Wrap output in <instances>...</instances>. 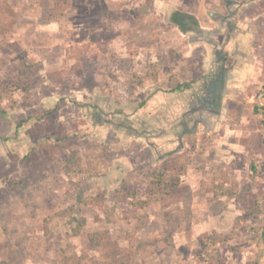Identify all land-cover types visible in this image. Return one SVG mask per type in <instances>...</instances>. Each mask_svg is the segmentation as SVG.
Listing matches in <instances>:
<instances>
[{"label":"rangeland","instance_id":"obj_1","mask_svg":"<svg viewBox=\"0 0 264 264\" xmlns=\"http://www.w3.org/2000/svg\"><path fill=\"white\" fill-rule=\"evenodd\" d=\"M229 1L3 0L0 79L17 75L28 94L0 98V264L72 253L106 264L88 249L95 231L130 249L125 264H264V111L252 109L264 83L237 84L225 106L226 77L215 76L212 101L194 83L232 52ZM243 4L238 25L255 35L233 40L248 53L264 46V0ZM174 10L192 15V31L176 28ZM33 112L49 114L16 126ZM87 152L94 172L68 174ZM180 153L179 199L166 204L148 189ZM98 193L102 206L82 201Z\"/></svg>","mask_w":264,"mask_h":264},{"label":"trees","instance_id":"obj_2","mask_svg":"<svg viewBox=\"0 0 264 264\" xmlns=\"http://www.w3.org/2000/svg\"><path fill=\"white\" fill-rule=\"evenodd\" d=\"M248 0H236L237 3L243 4ZM170 21L178 26L182 32H190L193 30L194 26L197 25V21L189 13L182 12L180 10H174L170 14ZM11 22V17L9 14V9L6 8L3 0H0V28L8 26ZM15 81H6L0 79V98L1 94L4 92L13 93L17 88H22L28 94V85L21 84L17 80V75H14ZM188 87V84H186ZM143 103V101H142ZM49 112H33L29 113L26 117L18 120L16 126L20 127L22 124H31L34 122H39L41 119L46 117ZM15 134L11 137H14ZM10 137V136H9ZM6 139H10L6 137ZM38 141V142H37ZM32 144L30 151L38 146L39 140ZM36 146V147H35ZM31 151V152H32ZM187 163V156L184 153L177 154L166 161L163 166V171L155 173L151 179V187H149V193L159 194L162 202H175L179 199V190L171 191L179 184V178L185 173ZM69 166L68 174L76 173L80 175H86L93 173L95 170L94 158L92 153L87 152L85 155V162H72L67 163ZM172 179V183L168 184V181ZM155 185V187H152ZM134 194V193H130ZM82 201L87 205L102 206L103 196L98 193L95 197H84ZM256 203V202H255ZM254 204H250L253 207ZM145 205V201L141 202ZM251 207V208H253ZM250 208V209H251ZM250 209L247 211L248 214L251 213ZM83 224L80 221L78 227L75 229V235L78 234L79 225ZM261 235L264 237V231ZM87 246L93 253L98 254L99 257L106 264H125L126 262V252L130 249L121 247L116 240H112L111 236L104 231L89 232L87 235ZM87 256L86 253L78 255L77 253H72L68 256H63L61 258L62 264H81L83 258ZM248 264H258L256 259L251 260Z\"/></svg>","mask_w":264,"mask_h":264},{"label":"crops","instance_id":"obj_3","mask_svg":"<svg viewBox=\"0 0 264 264\" xmlns=\"http://www.w3.org/2000/svg\"><path fill=\"white\" fill-rule=\"evenodd\" d=\"M230 4L229 6V14L228 17L229 18V23L227 22L228 27H230V29L234 30L235 32L230 36H227V39H231V41L233 42V46H232V52H229L228 50L223 51V54L219 55V58L216 60V64H218L219 68L222 69H218L216 70L217 72L214 71V69H211V71H207L206 69L204 70V76H200L199 78H197L194 83H196L197 85H203L206 90H207V95H213L214 93V87L216 85V80H215V76H224L226 77L225 80V85H224V103L222 104V106H225L226 101L228 99L227 97V92L230 91L231 88L234 89H239V87H237V84L239 83H246V82H250L253 86L254 84H256L257 89L260 88L262 89L263 87V83H264V46L262 44H256L253 45V47L250 48V51L247 53L245 52H241L240 51V41L239 40H233L236 39L237 34H249V35H255L254 32H251V30H246L243 29L241 27H239L238 24L239 23V19H241V14H242V6H246L245 4H240L237 3L235 0H230L228 2ZM231 8V9H230ZM197 17L199 18L198 14ZM197 18V19H198ZM230 19L232 21H230ZM224 21V20H223ZM249 23H251V20L248 21ZM174 24V23H173ZM176 25V24H174ZM177 26V25H176ZM178 28V26L176 27ZM179 29V28H178ZM200 29L203 30L204 28L202 27V25L200 26ZM180 32H182L179 29ZM184 33V32H182ZM234 42H238L239 44L235 45ZM218 51V50H217ZM235 55H241L245 58H247L248 60L252 61V65H254V67L250 68V69H241L239 68L235 63H234V59L236 58ZM263 73V74H262ZM249 80V81H248ZM261 99L262 101L260 102V104H258L257 100ZM213 100V98L211 99V101ZM259 105V106H258ZM213 106V104H212ZM221 107V106H220ZM213 108V107H212ZM252 109L255 110L257 113H262L264 111V91L260 90L257 97H256V102L255 104L252 106ZM213 111L216 109H212ZM264 231V230H263Z\"/></svg>","mask_w":264,"mask_h":264},{"label":"flooded vegetation","instance_id":"obj_4","mask_svg":"<svg viewBox=\"0 0 264 264\" xmlns=\"http://www.w3.org/2000/svg\"><path fill=\"white\" fill-rule=\"evenodd\" d=\"M208 97H209L210 99H212L211 95H208Z\"/></svg>","mask_w":264,"mask_h":264}]
</instances>
